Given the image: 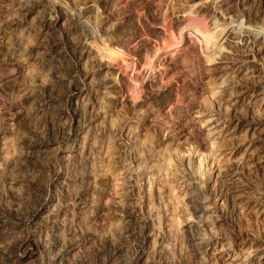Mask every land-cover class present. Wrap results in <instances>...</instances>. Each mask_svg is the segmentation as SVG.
Wrapping results in <instances>:
<instances>
[{"label": "rangeland", "instance_id": "rangeland-1", "mask_svg": "<svg viewBox=\"0 0 264 264\" xmlns=\"http://www.w3.org/2000/svg\"><path fill=\"white\" fill-rule=\"evenodd\" d=\"M0 264H264V0H0Z\"/></svg>", "mask_w": 264, "mask_h": 264}, {"label": "bare ground", "instance_id": "bare-ground-1", "mask_svg": "<svg viewBox=\"0 0 264 264\" xmlns=\"http://www.w3.org/2000/svg\"><path fill=\"white\" fill-rule=\"evenodd\" d=\"M87 26V25H86ZM92 33V32H91ZM96 33V32H95Z\"/></svg>", "mask_w": 264, "mask_h": 264}]
</instances>
